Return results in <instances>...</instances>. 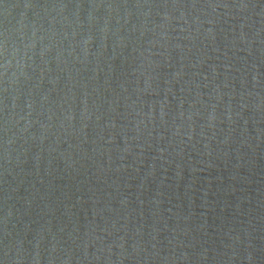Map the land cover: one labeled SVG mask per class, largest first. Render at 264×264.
I'll return each instance as SVG.
<instances>
[{
	"label": "water",
	"instance_id": "obj_1",
	"mask_svg": "<svg viewBox=\"0 0 264 264\" xmlns=\"http://www.w3.org/2000/svg\"><path fill=\"white\" fill-rule=\"evenodd\" d=\"M0 264H264V0H0Z\"/></svg>",
	"mask_w": 264,
	"mask_h": 264
}]
</instances>
